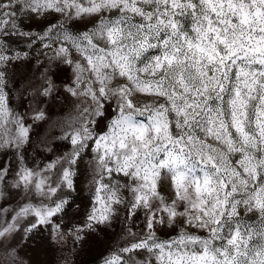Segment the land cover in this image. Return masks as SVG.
Listing matches in <instances>:
<instances>
[{"label":"snow or ice","instance_id":"obj_1","mask_svg":"<svg viewBox=\"0 0 264 264\" xmlns=\"http://www.w3.org/2000/svg\"><path fill=\"white\" fill-rule=\"evenodd\" d=\"M113 228L99 264H264V0H0V259Z\"/></svg>","mask_w":264,"mask_h":264},{"label":"rangeland","instance_id":"obj_2","mask_svg":"<svg viewBox=\"0 0 264 264\" xmlns=\"http://www.w3.org/2000/svg\"><path fill=\"white\" fill-rule=\"evenodd\" d=\"M13 104L17 101L13 99ZM50 116L52 118V124L45 122L42 123L39 128L33 129V136L39 132L40 134L51 133L52 135H60V125L70 124L73 118L76 116V111L74 109L73 103L69 101L68 103L62 105H54ZM31 122V121H29ZM116 229H110L109 232L112 234L111 238H106L101 242H85L83 246L72 244L69 240L66 245L60 246H50L45 251H40L37 253L35 249L34 241H24L20 246L18 253L20 259L26 264H99L100 260L107 255V247L112 243L115 238L114 233ZM0 264H3V260L0 259Z\"/></svg>","mask_w":264,"mask_h":264}]
</instances>
